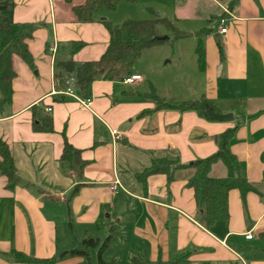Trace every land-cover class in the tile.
Listing matches in <instances>:
<instances>
[{
    "label": "crops",
    "instance_id": "1",
    "mask_svg": "<svg viewBox=\"0 0 264 264\" xmlns=\"http://www.w3.org/2000/svg\"><path fill=\"white\" fill-rule=\"evenodd\" d=\"M208 1L218 13L208 12L211 23L200 31L207 34L201 38L203 83L197 100L203 97L212 112L231 115L226 122L210 119L204 108L156 110L144 98L150 86L160 99L175 104L197 100L159 96L136 69L130 75L141 80L133 84L103 76L95 80L91 104L84 107L62 94L64 78H55L54 62L98 61L109 39L101 21L104 17L118 25L117 8L97 13L91 23H79L72 8L85 0H11L6 16L15 33L26 35L33 69L12 56V103L0 116V140L10 149L19 183L9 191L0 175V264H24L13 259V252L55 258L53 264H90L98 250H85L81 242L101 244L108 236L101 257L115 252L127 264H167L183 252L188 257L182 264H264V0ZM157 9L147 10L156 16ZM162 12L155 18H171L174 25L192 23L178 7L169 16ZM124 17L136 20L131 13ZM219 17L225 18L224 34L218 32ZM71 42L84 46L71 52ZM40 115L51 118L53 132L33 130L34 117ZM232 129L229 150L255 191L244 199L236 189L228 192L227 220L209 229L197 222L193 191L186 187L191 167L175 171L170 184L164 175L149 176L145 186L137 180L153 159L190 166L214 154L218 137ZM112 130L121 138H113ZM64 141L81 151V174L62 172ZM224 176L225 166L215 163L209 177ZM113 184L114 193L109 191ZM75 186L77 193L70 197ZM248 232L250 240L245 239ZM71 250L85 251L89 258L64 255ZM104 262L117 264L115 256Z\"/></svg>",
    "mask_w": 264,
    "mask_h": 264
},
{
    "label": "trees",
    "instance_id": "2",
    "mask_svg": "<svg viewBox=\"0 0 264 264\" xmlns=\"http://www.w3.org/2000/svg\"><path fill=\"white\" fill-rule=\"evenodd\" d=\"M70 3L71 0H63ZM134 2L136 0H125ZM120 0H85L84 4L72 8L79 23H91L97 13H112L116 10ZM12 7L11 0H0V116L8 110L12 103V81L15 72L12 68L11 58L18 56L29 68L33 69V59L28 52L25 43L26 35L17 34L12 28L6 12ZM223 17H219L221 19ZM105 26L109 39L106 49L98 61L76 64L71 59L55 60V78L73 80V89L81 99L90 98L91 85L100 77H106L110 81H122L130 76L133 64L141 57L145 50L151 49L162 42V36L157 33V27L162 26L167 31H173L175 38H181L180 33L174 29L173 24L166 18H155L151 20H126L118 25H111L107 20L101 21ZM207 31L200 32L197 37L195 54L200 70L204 67V50L201 38ZM82 42H71L69 49L75 52L82 48ZM59 71V72H58ZM144 98L155 104L159 109L200 110L202 108L214 111V107L203 97L197 101H188L175 104L173 101L160 99L150 86L144 94ZM36 107V106H35ZM32 107V111L35 110ZM32 128L35 132H53L52 120L48 116L34 117ZM233 135V129L227 130L217 139V151L201 160L193 162L190 166L180 164L176 159H153L151 166L136 175L137 180L146 185V180L152 175H164L167 184L173 180V173L177 170L191 167L193 175L187 180L186 187L193 191V199L196 205L197 222L204 228H211L216 222L225 221L228 218V192L236 189L240 192L242 199L249 192L255 191L253 184L248 183L240 174L239 166L234 155L229 150V142ZM60 168L63 173L75 171L81 174L85 162L81 158V151L74 149L67 141H64L61 155L59 157ZM221 162L226 168V176L222 178L209 177L211 167ZM0 175L6 180V189L13 191L18 185L19 179L16 175L12 156L8 145L0 140ZM75 186L70 197L77 193ZM110 237L105 238L100 244L98 240L85 239L81 242L85 250L97 249L98 264H111L102 260V252L107 248ZM82 255L87 259V253L81 250H71L64 255ZM13 259L24 264H53L55 258L34 259L26 257L18 252H13ZM187 253L175 255L167 264H182L187 262ZM134 264H139L134 261ZM149 264V263H148Z\"/></svg>",
    "mask_w": 264,
    "mask_h": 264
},
{
    "label": "rangeland",
    "instance_id": "3",
    "mask_svg": "<svg viewBox=\"0 0 264 264\" xmlns=\"http://www.w3.org/2000/svg\"><path fill=\"white\" fill-rule=\"evenodd\" d=\"M117 6V24L126 21L124 16L134 14L136 21L151 19L166 12V16L172 13L174 8L182 11L186 16L190 15L192 23L174 25L181 38H175L173 31L165 30L161 25L157 27V33L165 38L161 44L145 50L141 57L133 64L132 69L138 70L145 78V85L153 84L157 88L159 96L174 100H197L203 83V75L199 71L195 47L197 34L210 24L208 19L211 14H217L218 10L208 0H136L125 2ZM219 1V0H218ZM156 16L148 10H156ZM148 9V10H147ZM104 18V17H103ZM164 18V17H163ZM171 22V18L168 19ZM15 31V26L12 25ZM17 31V30H16ZM15 31V32H16ZM198 32V33H197ZM114 243H117L114 240ZM80 249V246L78 247ZM115 252L105 253L103 260L112 256L116 257L117 264H127L125 256L114 255ZM90 264H98L96 253L91 254Z\"/></svg>",
    "mask_w": 264,
    "mask_h": 264
},
{
    "label": "built area",
    "instance_id": "4",
    "mask_svg": "<svg viewBox=\"0 0 264 264\" xmlns=\"http://www.w3.org/2000/svg\"><path fill=\"white\" fill-rule=\"evenodd\" d=\"M217 24H218V32H219V34H224L226 32V29H225V18L218 19ZM140 80H141V77L139 75H130V76L124 78L122 81L125 84H133V83H135L137 81H140ZM56 86H57V83H56ZM62 86H63V91H62L63 95L77 100L84 107H89L90 106V104H91V99L90 98L81 99V98L78 97V95L76 94V92L73 89V80L72 79H64L63 82H62ZM50 110H51L50 108L46 109L47 112H50ZM111 135L115 139L121 138V134L119 132H117L116 130H112L111 131ZM115 190H116V185L115 184H113V185H111L109 187V191L110 192L114 193ZM251 238H252V236H251L250 232L245 234V239L246 240H250Z\"/></svg>",
    "mask_w": 264,
    "mask_h": 264
},
{
    "label": "water",
    "instance_id": "5",
    "mask_svg": "<svg viewBox=\"0 0 264 264\" xmlns=\"http://www.w3.org/2000/svg\"><path fill=\"white\" fill-rule=\"evenodd\" d=\"M158 16H160V14H158ZM104 20V18H103ZM165 39V38H162ZM203 114L206 115L207 117H209L212 120H216V121H221V122H226V121H231L232 120V116L231 115H219L216 114L212 111L209 110H203Z\"/></svg>",
    "mask_w": 264,
    "mask_h": 264
}]
</instances>
